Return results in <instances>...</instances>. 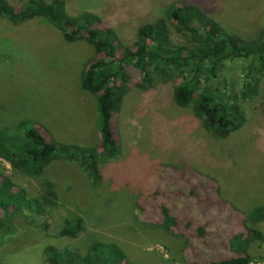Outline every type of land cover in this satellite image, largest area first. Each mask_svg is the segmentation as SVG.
Segmentation results:
<instances>
[{
	"label": "rangeland",
	"instance_id": "1",
	"mask_svg": "<svg viewBox=\"0 0 264 264\" xmlns=\"http://www.w3.org/2000/svg\"><path fill=\"white\" fill-rule=\"evenodd\" d=\"M8 1L19 6L25 0ZM175 1L197 5L224 31L242 39H255L264 28V0H65V4L71 15L98 14L123 45H132L137 28L165 20V8ZM168 28L174 42L187 43L169 24ZM93 56L87 41L67 42L44 20L14 24L1 19L0 131L28 122L59 142L98 145L96 98L80 86L82 70ZM220 69L238 96L240 66L226 63ZM128 71V90L112 123L119 153L102 166L97 182L74 160L55 159L39 176H28L0 158L2 174L44 207L41 214L23 210L3 219L0 264H46V246L83 254L92 241L116 243L126 253L124 264H213L235 256L236 246L228 239L246 229L258 233L246 247L251 264H264V218L254 222L248 215L252 207L264 205V74L252 96L246 100L238 96L245 118L242 126L217 138L204 130L191 106L175 105L176 71L164 79L151 73L152 82L145 88L139 72L132 66ZM140 201L146 209L143 215L136 212ZM161 204L181 223L172 233L156 226L160 217L156 206ZM72 216L83 218V231L76 238L58 235L63 220ZM188 221L193 228L204 226L201 239L193 228L184 229Z\"/></svg>",
	"mask_w": 264,
	"mask_h": 264
},
{
	"label": "trees",
	"instance_id": "2",
	"mask_svg": "<svg viewBox=\"0 0 264 264\" xmlns=\"http://www.w3.org/2000/svg\"><path fill=\"white\" fill-rule=\"evenodd\" d=\"M164 15L165 20L157 19L139 26L134 43L123 45L116 31L104 25L98 14L84 11L71 15L65 0H25L19 6L0 0V20L16 24L41 19L58 29L65 41L85 40L92 45L94 56L82 70L80 86L95 96L100 117V142L93 147L56 141L37 125L21 122L12 129L0 131V158L28 176H39L55 159L74 160L97 182L102 176V166L119 153L112 128L113 115L128 90L130 66L139 72L140 86L144 88L152 82L151 73L164 79L170 71H176L178 82L172 92L175 105L191 106L204 130L211 135L226 138L239 129L245 118L238 96L243 100L252 96L264 74V28L257 38L242 39L224 31L197 5L184 1L169 3ZM167 23L175 33L186 38V44L171 39ZM226 63L240 66L238 96L230 91L226 79L220 75V67ZM203 80L211 84L202 86ZM262 114L264 117V103ZM152 194L153 198L157 196L156 192ZM156 207L161 217L156 226L168 233L174 232L181 224L178 216L168 206ZM23 210L41 214L44 207L38 199L26 197L23 190L16 188L0 171V229L3 219L9 220ZM145 210L140 201L136 212L143 215ZM248 215L254 222L262 220L264 205L252 207ZM83 228L82 217H68L63 220L58 235L76 238ZM190 228L193 227L188 221L184 229ZM192 232L201 239L206 230L198 224ZM257 234L246 229V233L230 236L228 243L236 246L237 253L213 264H251L253 258L246 247L249 238ZM44 255L46 264H124L127 258L116 243L104 241L90 242L83 254L48 245Z\"/></svg>",
	"mask_w": 264,
	"mask_h": 264
}]
</instances>
